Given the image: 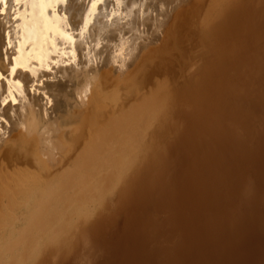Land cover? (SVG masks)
Wrapping results in <instances>:
<instances>
[{"label": "bare ground", "instance_id": "1", "mask_svg": "<svg viewBox=\"0 0 264 264\" xmlns=\"http://www.w3.org/2000/svg\"><path fill=\"white\" fill-rule=\"evenodd\" d=\"M110 1H112V2H110ZM206 1H204V0L199 1L200 3H198V5L200 7L198 6L199 7L198 12L203 10L202 7H204V2H206ZM184 2H185V0H2V2H0V118L1 117L7 118V116L10 117L9 113L13 109L15 111L14 114H16L15 108L17 105H15V108H11L12 105L10 104L11 105L10 106L9 103L19 99L20 98L19 96L16 97L18 94L19 95L23 94V101L26 100L25 105H22V113L16 114L17 120L15 122L13 121L15 115H13V117H11L10 120L6 119V120H8L10 125H12L13 127L16 126L14 131L12 130L13 133H15V135L13 136L14 138H12V140L10 139L12 142L10 141V143L8 144L9 151L6 153L7 157H8L7 162H9L11 165H14V166L19 165L20 163L21 164L24 163L27 165V166H25L26 168L29 166V168H28L30 170L29 172L31 173V171H33V174H35V175L29 174L28 171L26 172V170H23L24 174H25V172H26V174H25V176L24 175L22 176L23 172H21L22 169L18 168L19 166H16V167L13 166L14 168H12V167H9L7 165L4 168L5 171H1L2 167L0 168V264H22V255H24V254H22V253H24L22 251V249L27 248V249H29V253H30V251L33 253V252L38 251L40 249H45V247L48 245L51 246L50 244L53 241L54 242L56 241L54 238L58 237L57 236L58 234L60 236V232L61 233L63 232V234H65L64 235V237H65L66 233H64V232L68 231L67 233L68 234L70 233L69 229L67 230L65 227H69L70 225H72L77 220V218H76L75 221L73 220L74 222H72L71 220H72L73 216L75 214H77V212H79V209H81V207H83L84 210L87 207V206L86 207L82 206V205H84L83 201H85L86 199H82L83 200L82 201L80 199L81 196L79 197L78 193L80 195V193H83L84 191H87V190L92 191L93 190L92 194H94V191L95 190L97 191V189L94 190L91 187L93 185H95V183L98 186L101 185L102 183L115 186L118 184V182H120V179H118V177L120 175H122V174L127 175L129 173V174H131L130 175V182L128 183L126 181L125 184L127 186L125 187V189H122L120 194L118 193L119 195L117 196V199L109 202V204L107 202L108 207H106L107 204L105 205L103 203L106 208L104 207L103 210L99 209V210H102L100 217H98L99 220L95 219L96 222H94V223L91 222L94 225H92V224L90 225V224H88L90 222L88 220L91 219V217H90L89 219H87V221H85V223H83L84 226H85V224L87 225V227L84 230L85 232L83 233V235L77 233L78 234V236H77L78 240L80 238L81 241H80V244L77 243L79 245V246L77 245L78 246L77 250L79 249L80 252H79L78 256L76 257V263L75 264H83L84 262L86 263L87 262L86 260L88 259V257H89L88 260H90V256H91L90 254L91 253H98V251H103L102 245L99 246L97 244V242L94 241L95 239L97 240V238H96L97 235H95V233L97 232V234H99L98 230L96 231L95 227L97 225L99 226L100 224H101L100 226H103L102 223L104 224V222H107V221H105L107 219V215L110 213L111 210H113L115 207H117L119 200L125 196L124 193H128L130 191V188L135 189L136 186L138 185V183L137 184L134 183L135 173L137 171H140L143 169L141 167V165L139 164V159L141 160V162H142V159H141L142 157H145L146 159H148V166L144 170H145V173H147V174L152 173L155 160L157 159L158 156L163 155V152H164V150H162L163 148L161 145L158 147L155 146L156 145L155 142L156 141L160 142L161 139L162 140L163 139L166 140L169 138L173 139V136H174V138H175V136H177L175 134L173 128H172L173 125L175 124V122H174V124L172 122H171L172 124H170L168 122L170 119L166 115L164 117V119H166L165 121L168 124V126L163 125V128L159 129V132L157 131V129H158L157 128L156 131L158 133L157 134L155 133L154 134L155 136L152 135L154 138H152V136H151V138L153 139L151 141V143L148 142L150 140H147V143H150L149 145H145V143H143L144 137L147 138V135H146L147 132L146 131L151 130L152 128L150 129V127H153L155 122H157V120H155V119H158V118L162 119L161 115H164V113L167 112V110L164 109L165 104L169 103L168 101L173 99L174 96L176 97V95L178 98L179 94H177V93L175 94V92H174V96H172V92L174 89L172 90V92L170 91L171 88L169 90V87L167 86V84H170V82L168 83L167 82L168 80L165 78H164V81H161V80L159 82L156 81L155 88L153 87V89H151V86H153V82L155 80L151 83L149 78L145 81V79L139 78L137 76V75H139L138 72L140 74L142 72H144L146 75V73H147L146 70L138 71L137 75L135 74L138 78L132 73V75L130 74L123 79V76L126 73H131V71H132L131 70L132 68L130 66L131 64L128 65L126 63L130 59H132L131 62L133 64V60L135 58L137 59L138 54H139V56H138L139 59H141L142 54L139 53V52H141L140 51L141 47H142L141 45H144V44L146 45L145 42L148 40L149 41L148 45L151 46V44H153L155 42V41L153 42V40H152L155 37L153 34L161 33V36L163 35V37H165L163 30L165 29V27L167 25V21H168L167 16H169V13H168L169 12L168 11L169 5L170 4L171 5L176 4V5L180 6ZM190 2L192 3V0H190ZM196 2H197V0H196ZM216 3H217V5H216L217 7H215ZM209 5H208V7H210L211 9H209V8H207V9H209L210 12H208L209 10L206 11L209 13V17H208L209 19H207L208 13H207V16H206V13L203 15L201 12H200L201 14L195 13V15L197 14L195 17H197V16L199 17V15H202V17L204 18L203 19L204 22L202 23L201 22L202 20H200L201 18H199L200 22L197 20L199 23L195 22L194 26L192 25V28H195V26H197V29L199 28V30L200 29L205 30V29H207V27H211V26L214 27L211 29L215 30V31L213 30L215 32V34H213V31L210 28H208L209 29V30L207 29L208 32H207V30L205 31V32H207L206 36L208 33L211 34V32H212L211 35H214V36L216 35L219 38L218 40H221V38H222L221 36L225 35V36H223V38L224 37L225 38L230 37L229 39H231V36H232L233 38L231 39V41H233L237 37V35L238 36L241 35L240 30H239L240 34L236 33L237 34L236 37L233 36L234 34L229 36L231 33L228 36H226L227 32H226V34H223L225 32L224 27H229V26L228 25L226 26L225 24H227L229 21L230 22L233 21L232 23H234V25H235V23H237V21L240 23L241 20H243V15L245 18L246 17L245 15L250 14V16H251L254 14L253 15L254 19H255V17L258 19V20H254V19L249 20V22L250 21L254 22L251 26H253L256 23L255 21L259 22L262 25L264 24V0H211V3ZM173 12H175V11H173ZM179 12H180V10H179ZM243 12H244V14H243ZM186 13H189V14L186 16L185 19L187 21H189L188 17H191V16H190V10L188 8H186V10H185V14ZM245 13H249V14H245ZM30 15L35 17L34 25L32 27H28L29 26L28 25V16H30ZM33 17H31V18H33ZM125 19L127 21H125ZM236 19H238V20H236ZM122 20H124L125 22L123 21L124 22L123 23ZM179 20H180L179 17H178V19L175 18L173 20V24H171L172 26L169 27V29L166 33V39H167L166 42L163 43L164 45L161 44V48L158 49L157 51L155 49L156 52H154V54L160 53V56H161L162 54L164 55L167 52L166 46L169 47V45H172V42H171V44L169 42L171 35L175 32V30H177L179 32V29H180V28H178V21ZM190 20H192V18ZM193 20H196V19L194 18ZM181 21H180V23H181ZM63 23L67 24V25L70 24L69 28H67L68 30H64V26H63L64 24ZM191 23H193V21ZM200 23L203 26L202 28H200ZM243 23H245V22L243 21ZM243 23H241V25H243ZM216 24L222 25L221 27L224 28L223 33L221 32L222 30L220 31V29H222V28L218 29L217 28L218 26H216ZM223 25H224V27H223ZM237 25H239V24H237ZM190 26H191V24L189 23V27ZM239 26H237V27L240 29L243 27V26H240V27ZM257 26H255V27H257ZM140 27H142L143 30L142 29L140 30ZM204 27H206V28H204ZM215 27L219 30V32L216 30ZM247 27H250V25H248ZM37 28L41 29V31H39L38 33H37V30H35ZM197 29L195 28L193 30H197ZM25 30H26V34H24L25 35L24 36V35H22V31L24 33ZM189 30H191V28L190 29L188 28L187 32H189ZM229 30H231V29H229ZM242 30H244V28ZM257 30H260L259 27ZM263 30H264V25L262 26V31ZM203 31H201V32L204 34ZM216 31L219 33L218 34L219 36L216 34L217 33ZM75 32L78 35H75ZM108 32H109V34H108ZM220 32L222 33V35L220 34ZM193 33H194V31H193ZM243 33H245V36H248L247 38L245 37L246 39L251 38L253 40L251 42V39H250V41L248 40L245 43V44H247L248 42H251L250 43L251 48H249V46H250L249 43L247 44L248 47H247V45L244 46V45L239 43L240 45H242V47H244V48L247 47L246 50L248 51V53L243 52V53H245V55H243V53H240L244 56L243 59L241 58L242 60L240 59V57H243V56L240 55V57H239L237 55L238 52H240V51H236L237 56H234V58L236 57L235 58L236 60L231 56V54H232L231 50L234 51V55H235V50L238 49L239 47H241V46H238V44H235V46L236 45L238 46L236 49L233 45L235 50L233 49V47H232V49L230 48L231 50L228 49L229 51H227V52H231L230 54L224 53L225 51L224 52L222 51V50H224L225 46H223L224 48L221 47L222 45L220 46L221 51H222L221 52L219 50V47L216 48L217 50L215 48L213 49V44H212V46L210 45L211 47L208 46L205 50H203V49L201 50L202 51L201 53L204 55V57L202 55L199 58L205 60V62H203V63L206 65H202L203 64L202 62H201L202 66H200V64H195V65H197L198 68L195 67L196 69H194V71H195L194 73H193V71L188 72V73H193L192 75L190 74V78L198 79L199 77L204 75L202 72H205L204 78H201V79H205L204 81H206V77L209 78L208 75L210 73L214 74V72H211V71L209 73L207 72L208 73L207 74L206 71L207 70L209 71L213 67H214L213 69H215L214 65L217 66L218 62H220V61L224 62L221 59V57L220 58L217 57L216 54L214 56V53H216L218 50H219L218 52H221L220 55H222V53L228 54L229 57L231 56L230 57L231 59L232 58L234 59V60L232 59L234 61V63H231V62H233L231 59L228 58L229 61H228V59H226L229 62V64H234V65H229V64H227L228 62H226V64L224 63L225 65L224 64L222 65L220 63L218 64V66L220 65L219 66L220 68H221V66L227 65V67H225V68L226 69L228 68V70H227L228 72L227 71L225 72L226 73L225 77L223 75L224 81L225 80L227 81V79H225L227 77V75L231 78L233 73H234L233 75H235V76L240 75L239 77H241V76L243 77L245 75L246 77H248V79H249L250 75H252V74L255 75L257 70L258 69L260 70L264 64V45H263L264 41L261 39L262 38V37H260L261 35H259L258 37H255V38L253 37V36H255L254 35L255 31H254V33L252 31L253 34L251 32L249 33L250 35H253L251 37H250V35H246L245 30L242 31V34ZM194 34L195 35L198 34V31H197V33H194ZM190 35H189V37H190ZM195 35H194V37H196ZM262 35H264L263 32H262ZM150 36H151V39H150ZM185 36L186 35H184V38H185ZM199 36H201V34ZM216 36L213 38H215V41L219 42L218 40H216V38H217ZM242 36L243 35H241L240 37H242ZM22 37L23 38L27 37L29 40H26V42L23 41L22 42L23 44L21 42L18 43L19 40H22ZM157 37L159 38V34ZM168 37H170V38H168ZM191 37H190V39H191ZM208 37L210 39L212 38V36H209V34H208ZM200 38L201 37H198V36L196 37V39L199 42L202 41ZM243 38H241V39H243ZM190 39H188V36H187V40L189 42H190ZM193 39H194V41L196 40L195 38H193ZM193 39H191V41ZM202 39L204 40L205 38H203V36H202ZM238 39H239V37H238ZM241 39H239V40L241 43H243L245 41V39H243L244 41L242 40L243 42L241 41ZM33 40L37 42L34 46H32V43L34 44ZM154 40H156V37ZM187 40L184 42L189 43V42H187ZM223 40L224 39H222L221 41H223ZM236 40L237 39H235V42H236ZM212 41H214V40H212ZM204 42H206V41H204ZM237 42H239V41H237ZM16 43H18V44H16ZM202 43L203 42H201L199 44H202ZM196 44H198V42ZM28 45H31L32 47L30 49H28V51L22 52V50L24 48L27 49L26 46H28ZM175 45H172V47L178 46L179 43H178V45H176V46ZM216 45L214 47H216ZM223 45H225V44H223ZM231 45L229 44V46H231ZM253 45H255V48ZM156 46L157 45H155V47ZM148 47L149 46H147V48H145L144 46L142 47L143 48L142 50L145 49V51H146V49H147V52H145V51L142 52V53H146V54H143V56L145 55L144 58H146L147 53H151V51L153 50V49H151L149 51ZM179 47H181V45H179ZM184 47H187V46L184 45ZM197 47H196V52L194 55H196L197 49H199ZM201 47H202V45H201ZM203 47L205 48V46H203ZM178 48H176V49H178ZM190 48H192L191 50L194 51V49H193L194 46L193 47L191 46ZM118 52L119 53H121V52L126 53L125 58L128 57V59L126 60L124 58V56L121 58L119 57V55L118 56L116 55L117 57L114 56ZM175 52L176 51H174V54H177ZM112 54H114V55H112ZM152 54H153V52H152ZM167 54H171V53H167ZM174 54H173V56H174ZM102 55H104L105 57L104 56L102 57ZM194 55H192V56L194 57ZM228 55L227 56L225 55L226 57L225 56H222V57L227 58ZM188 56L191 57L190 55L187 54V57ZM198 56H200V55L197 54L196 60L199 59ZM212 56L215 58L217 57L216 58L217 60L214 58H211ZM98 57H99V59H98ZM100 58H102V60ZM111 58H113V60ZM161 58H163V56H161ZM174 58H175V61H173V62H177L176 60L181 59L182 56H180L178 54L177 57L174 56ZM209 58L212 59L211 60L212 62L209 60ZM218 58L220 61H218ZM225 58H223V59L225 60ZM252 58H260V59H259V61H256V63H254L255 65L250 70V72L245 70V69L242 70L241 68H238V64L240 63L239 61L250 63V62H252V60H251ZM115 59H118V64H119L118 66L113 65V64H115V61H114ZM151 59L153 60V58H151ZM194 59L195 58H193V60ZM237 59H239V61ZM99 60L101 61L100 64L104 65L103 68L101 69V71L91 69L92 68L91 65L95 64L94 61H99ZM213 60H216L217 63ZM230 60H231V62H230ZM102 61H103V63H102ZM160 61L150 63V65L153 64V66L155 67V69L153 70V75H155V76L156 75L163 76V74L167 70L170 69V66H169L170 63H167L168 62L167 60H164V62H163L164 64H161V65L159 64ZM235 61L237 64H235ZM61 63L66 64V66L60 67L59 70L57 69L58 70L57 76L59 73H61V75L62 74L65 75V77H67V78H65L66 82H61V81L57 80L58 81L57 83L53 84L52 83L53 81H52L51 83H49V82L44 83V84L42 83L43 84L42 86H44L43 88L47 90L46 93L49 94L48 100L46 99L48 104H52V106L56 108V110L54 111V114L57 115L59 110L62 109V107H65L66 109L72 108V109H76L74 111L72 110V113H71V114H73L74 119H70L68 117L67 118L66 117H64V118H61V117L48 118V108L45 107L46 105L43 106V104H41V100H40L41 98L38 99L40 96L39 97L36 96L37 99L33 98V97H28L29 93H28V91H26V90H28L27 85H29L30 83H33L35 81L36 82L39 81V79H41L45 75L43 70H50L53 68L54 64L59 66ZM134 63H136V60ZM182 63H183V61H182ZM179 64L180 65L177 69L179 70V73L183 76V72H182L183 68L182 67H185L186 64H185V66H183L184 63L181 64L180 61H179ZM135 65L136 64H133L134 67H135ZM150 65L147 64V66H148L147 68H151L152 66H150ZM195 65H193V67ZM143 66H144V61H143ZM187 66H189V65H187ZM187 66H186V69H187ZM128 67L131 68V69H129V72L126 71L128 69ZM134 67H133V69H134ZM147 68H144V69H147ZM189 69L193 70L191 68H189ZM223 69H218V70H220L219 74H225L223 71L221 73V70H223ZM184 70H185V68H184ZM26 71H28L29 73H27ZM112 71H113V73L119 75V77L121 78V81L124 82L125 90H128V92L126 91L127 92L126 97L123 94V96L125 97V100H124V98L122 100V98L120 99V97H116V96H114V98H111L112 93H114V91H116V89H115L116 87H114V85H113V87L115 90L113 89L114 91L111 94L108 93L110 95L105 94L102 91L101 83H102V80L104 81V79H102V77H101L102 74L100 75V73H103L104 77H105L106 75H109L108 74L109 72L111 73ZM148 71H149V69H148ZM212 71H214V70H212ZM260 71H263V70H260ZM173 72H176V71H173ZM218 72L219 71H217V74H218ZM150 74H151V72H150ZM212 74H210V76ZM217 74L215 73L214 76L217 77L219 75V74L218 75ZM260 74H262V72H260ZM145 75H144V77H146ZM177 75L179 77V74H177ZM45 76L47 78V74ZM48 76H49V74H48ZM55 76H56V74H55ZM139 76H142V75H139ZM155 76H153V77L155 78ZM191 76H193V77H191ZM221 76L222 75H219L218 78H215V79L219 80V78ZM113 77H115V75H113ZM184 77H187V76L185 75ZM188 77H189V75H188ZM232 77H233L234 81H236V82L238 81V78H239L238 76H237L238 78L237 77L234 78V76H232ZM154 78H151V79H154ZM251 78L252 77H250V79ZM184 79L187 80V78H184ZM194 79H192V80H194ZM201 79H199L198 81L202 82L203 80H201ZM210 79L213 82L216 81V80H214V77H213V80H212V77H210L209 80ZM220 79L222 80V78H220ZM235 79H237V80H235ZM174 80L175 79H173L172 82ZM192 80H191V82H189L190 86L193 85V84H190V83L194 82V81L192 82ZM244 80L245 79H243L241 81H244ZM183 81H181V82H183ZM185 81H184V83H185ZM228 81L231 82L232 80L228 79ZM241 81H240V83L238 82L239 84H236V85L246 83V81L249 82L250 80H245L243 83H241ZM195 82H196L197 86L202 84L204 87L208 86L210 83V81L208 84L205 82L206 84L204 85L203 82L200 83V82H197L196 80H195ZM195 82H194V84H195ZM217 82L215 83L216 85L218 84ZM223 82L221 81L222 84L219 82L220 85L223 86ZM21 84H22V87H21ZM110 84H111V82H110ZM215 84L214 83L212 85L210 84V86H208V87H211V86L217 87ZM227 84L228 85L230 84L229 86H232L231 83H229V82L225 83L224 89H225ZM233 84H234V82H233ZM248 84H250V82ZM104 85L105 84H103V86ZM202 85H200V88ZM244 85L246 86V84H243V87L245 88ZM149 86H150V90L148 92L144 91V90H146L145 88H147ZM176 86H178V85H176ZM190 86H189V89L191 88ZM197 86H195V89L197 88ZM186 87H184V88L181 87V88L185 89ZM243 87L241 86V88H243ZM248 87L249 86H247L246 89ZM105 88H107V87H105ZM111 88L112 87H110V89ZM200 88L199 87L197 88L198 91L196 90V93L199 92ZM211 88L214 91H216V89H217V88L214 89L213 87H211ZM226 88H229V87L227 86ZM147 89H149V88H147ZM180 89H179V87L177 88L178 91ZM195 89L193 90V92L195 91ZM205 89H209V88L205 87ZM221 89H223V88H221ZM232 89H234V88H232ZM117 90H118V88H117ZM200 90H202V89H200ZM228 90H231V89H228ZM108 91H106V92H108ZM111 91H112V89H111ZM111 91H109V92H111ZM184 91L185 90H183V94H184ZM203 91L204 90L200 91L201 93H198V94H196L194 92V94H196V97H197V95L201 96V94L204 93ZM214 91H212V92L214 93ZM224 91H223V93H224ZM24 92H27L26 95L24 94ZM207 92L208 91H205V93H206L205 95H208ZM210 92H209L210 96H212V95L214 96V94H215V100L212 99L213 101H216V102H213V103H215V105H218L216 103L220 97H221L220 100H222V98L224 99V97H227V95H228V93H227V95H224V96L222 95L223 96L222 97L219 95V92L217 93V91L214 94L212 92H211L212 93L211 94ZM244 92L245 91H243V93ZM180 93H181V91H180ZM235 93L237 94L236 91H235ZM194 94H192V96L195 97ZM216 94H217V97H216ZM24 95L26 97H24ZM202 95H203V97L206 98V96L204 94H202ZM234 95L235 94H233L232 97H234ZM180 96H182V95H180ZM237 96H239V95L237 94ZM27 97H28V99H27ZM187 97H188V95H187ZM194 97H192V99ZM199 97H197V99H199ZM228 97H229L227 99L228 101H226L227 103L224 100V103H226L225 105H227L229 103V101L232 100L230 95ZM183 98H185V97H183ZM207 98H208V96H207ZM216 98H217V100H216ZM234 98L236 99L235 101L238 102L237 98H239V97H237V98L234 97ZM174 99L176 102V103L174 102L175 103L174 106H176V104H178L177 100H179V99H177V100H176V98H174ZM185 99L184 100L180 99L179 101H181V103L184 104L183 101H185ZM119 100H122V102H120ZM134 100H136V101L134 102ZM199 100H201V98ZM207 100L204 99L202 102H206ZM209 100H211V99H209ZM209 100H208V102H210ZM42 101H44V100L42 99ZM188 101H190V102L192 101V104H193V100H191V98L189 100H187L186 102H188ZM196 101H198V100H196ZM196 101L194 100V103ZM232 101H231V104H234L233 107H235V102L233 103ZM186 102H185V104H187ZM208 102L206 103L207 105H205V103L204 104L200 103V104L204 105V106H208V104H209ZM222 102H220V103H222ZM244 102H245V100H244ZM1 103H3V104L8 103V104H7V106L5 105L6 108L5 107L3 108V106L1 107ZM211 103L209 104V107H210ZM240 103H241V100H240ZM97 104H98V106H97ZM102 104L104 106H102ZM107 104L110 105V107L107 106ZM173 104L171 103V106ZM200 104L198 103V106H197L198 109L200 108L199 107ZM167 105L168 104H166V106ZM196 105H197V103H196ZM196 105H194V107ZM182 106L183 105H181V107ZM106 107L110 108L108 110L110 112L109 113L110 115L106 114L108 117L106 115H104L105 117L103 118L102 113H100V112L98 113V111H100V110L102 111L103 110L102 108H104L106 111ZM211 107H212V105H211ZM216 107L217 106L212 107L211 110L213 108H216ZM240 107L243 108L244 106L241 105ZM169 108L173 109V107L172 108L169 107ZM174 108L177 109V106ZM229 108H232V106H229ZM184 109H185V107L184 108L182 107V110H184ZM190 109H192V108L190 107ZM194 109H197V108H194ZM198 109L196 110L197 112H198ZM206 109H208V111H211V110H209L208 107ZM63 110H64V108H63ZM180 110H181V108L179 107V111ZM200 110L204 111L202 106H201ZM161 111H163V114L159 115L158 113H161ZM203 111H200V112L204 115L206 114L205 117L209 116V119H207V120L214 122L213 117L211 116L212 114H210V112H208L206 110L208 112V114H210V115H207V113H203ZM212 111H214V110H212ZM212 111H211V113H212ZM186 112L188 113V111H186ZM170 113H169V111L167 112V114H170ZM180 113H181V111H180ZM180 113H178V115L176 113V115L174 117H178ZM187 113H186V115H187ZM190 114H191V112H190ZM202 114L199 117H197V119L202 117ZM172 115H174V114H172ZM172 115H171V118H172ZM186 115H183V116H186ZM195 116L196 115L194 114V117ZM179 117H178V119H176V122H178L177 120H180L183 122V120H181V118H179ZM191 117L192 116H190V118ZM194 117H192V119H194ZM223 117H225V116H223ZM100 118H101V120H100ZM214 118H216V117H214ZM203 119H204V117H203ZM194 120H196V119H194ZM196 121H198V120H196ZM153 122H154V124H153ZM186 122H188V121H186ZM190 122L186 123V124H190ZM222 122H224V121H222ZM158 124H155L154 127L156 128V125L158 126ZM209 124L212 125V123H209ZM213 124H215V123H213ZM19 125L22 127V129H19ZM194 125H197V123ZM210 125L206 126V128L207 127L210 128ZM2 126L3 125L1 122L0 128ZM191 126L192 125H190L189 127L192 128ZM214 126L212 125L211 129L214 127V130L216 131V124ZM164 127L165 128L168 127V129L167 128L164 129ZM66 129H68V131L70 133V134L69 133L66 134L67 136L69 135L67 138H65V136H64L65 135L64 132L66 131ZM178 129H177V131H178ZM152 130H151V132H152ZM193 131H195V129ZM215 131H213V130L211 131V132H213V134L211 132L209 133V135L212 134L210 136V138H213L212 136H214ZM220 131H222V130H220ZM225 131H227V130H225ZM151 132L149 131L150 135H151ZM216 132H218V127H217ZM216 132H215V134H217V136H218V134L220 135V132L219 133H216ZM62 133H63V135H62ZM178 134H180V133H178ZM193 134L194 133H192V135ZM195 134H197V133H195ZM226 134H228V133H226ZM150 135H148V137ZM189 135H191V133ZM221 135H224V134L222 133ZM199 136H200V134H199ZM200 138H201V136H200ZM210 138H208V139H210ZM200 140H195V141L197 142ZM190 142H191V140H190ZM197 144H199V143H197ZM199 145H201V144H199ZM146 151H147V154H149V156H142L141 157L140 152H143V155H144ZM3 159H5V158H3ZM12 162H14V163H12ZM144 163L146 164V162H144ZM1 164H0V166H2ZM4 164H6V163L4 162ZM27 173L29 174L28 175L30 177L29 179L26 178ZM145 173L144 174L140 173V174H142V177H144V179H146V176H147V175L144 176ZM101 177H102V179H100ZM125 177H127V176H125ZM83 180H86V182L89 181L86 184V186L88 188L87 190L84 189L85 188V184H84L85 182H83ZM98 182H101V184H98ZM143 183L145 185L149 184V182H145L144 180H143ZM105 184L103 185L104 187L107 186ZM88 185H90V187ZM103 186H101L100 188H103ZM133 186H135V187L133 188ZM141 187H143V186H141ZM89 188H91V190ZM96 188H97V186H96ZM105 188H107V187H105ZM110 188H112V186H110ZM102 192H103V190H102ZM106 192L108 193V190H106ZM101 193L99 196V197H101V198H99L100 203L105 201V200H102L103 194L101 195ZM76 194L79 197L80 202L83 204H78V201L77 202L75 201V198L77 199ZM90 194H91V192H90ZM92 194H91V197H92ZM87 196H88V193H87ZM87 196H86V198H88ZM96 196H98L97 193H95L94 197H92L90 199V200H92V202L89 200L92 204H93L94 200L96 199L95 198ZM107 197H109V196H107ZM83 198H84V196H83ZM89 201H87V202H89ZM95 202L98 203V201H96V200H95ZM100 203H98V205H100ZM87 204H85V205H87ZM94 204L96 205V203H94ZM94 204H93V206H94ZM78 206L79 207L81 206V207L78 208ZM98 207L100 208L102 206L100 205ZM107 208H109V210H107ZM91 210H93V207ZM91 210H90V212H91ZM115 210H117V209L115 208ZM95 212L97 213V211H95ZM113 212H115V211H113ZM80 213H82V217H84L83 218V222H84V219L86 220V216H83V212H80ZM84 213L86 214V210ZM95 215L97 216V214H95ZM108 217H109V215H108ZM79 218L82 219L81 217H79ZM94 218H92L93 221H95ZM80 219H78V220H80ZM97 221H100V222H97ZM71 222H72V224H70ZM78 223H79V221H78ZM73 227L74 226H72V228ZM75 227H77V226H75ZM110 227L113 228L112 225H110ZM82 228H84V227H82ZM70 229H71V227H70ZM97 229H99V228H97ZM104 232H106V231H104ZM104 232L102 231L101 233H104ZM61 236H63V235L61 234ZM86 236L88 238H90V241H91L90 244L88 242L84 241L86 239ZM66 237H69V236H66ZM101 237H102V235H101ZM70 238H71V236L69 237V240H70ZM92 238H94V239H92ZM246 238H247V236H246ZM61 243H62V241H61ZM49 246L47 248H50ZM65 246L63 247V249L65 248ZM74 247H73V249H74ZM47 248H46V250L48 251ZM24 250H26V249H24ZM43 251L44 250H42V252ZM53 251H55V250H53ZM258 251H257V254H259ZM49 252H52V251L50 250ZM49 252L47 254H49ZM76 253H78V252H76ZM98 254H96V255L98 256ZM27 256H29V254ZM34 256H35V254H34ZM29 257H31V256H29ZM31 260H30V262H31ZM49 261H51V260H49ZM73 261L75 262V260H73Z\"/></svg>", "mask_w": 264, "mask_h": 264}, {"label": "rangeland", "instance_id": "2", "mask_svg": "<svg viewBox=\"0 0 264 264\" xmlns=\"http://www.w3.org/2000/svg\"><path fill=\"white\" fill-rule=\"evenodd\" d=\"M199 1L200 0H197V2H196V0H192V3H191L190 0H187V1L185 0V2L182 3L180 6L176 5V4H172V5L170 4L168 7L169 16H167V19H168L167 25H166L165 29L163 30L165 37H163V35L161 36V33L153 34L156 37V40H154L155 37H154V39H152L153 42L154 41L155 42L153 44H151V46L148 45V42H149L148 40L145 42L146 45L145 44L141 45L142 47L144 46L145 48H147V46H149L150 47V48L148 47L149 51L151 49H153L151 51V53H147L148 56L146 55V58H144L145 55L143 56V54H146V53H142V52H144L145 49L142 50L143 48L141 47V50H140L141 52H139V53L142 54V56H141L142 60L139 59V57H138L139 54H138L137 59L135 58L133 60V64H136L135 67L133 66V64L131 62L132 59H130L126 63L128 65L131 64L130 66L132 69L130 67H128V69L126 68L127 70L126 69L125 70L127 72H129V69H131L132 71L130 70L131 73H126L127 75L125 74L123 76V79L130 74L132 75V73L134 75L135 74L137 75L138 71L146 70L147 71L146 75L144 72H142L141 74L138 72V74L142 75V76H139V75H137V76L139 78L145 79V81L149 78L151 83L155 80L153 82V86H151V89H153V87L155 88L156 81L157 82H159L160 80L164 81V78H165L168 80V81L166 80L168 83L170 82V84H167V86L169 87V90L171 88L170 91L172 92V90L174 89L172 92V96H174V92H175V94L177 93V94H179V96L182 95V96H180L181 98L179 96L177 98V95H176V97L174 96V98H176V100L177 99L184 100L185 98L186 99H185V101H183L184 104H182L181 101L177 100L178 101V104H176L177 109H178L177 110L176 108H174V107H176V106H174L176 102H175V99L172 97L173 99L169 100L168 101L169 103H166L168 105L166 106V104H165V107H164V109L167 110V112L169 111V113L170 112L171 113L167 114V112H166V113H164V115H161L162 119L161 118H158L159 120L155 119V120H157V122H155V124L159 123L158 126L156 125V128H155L154 127L155 124L153 122V124H154L153 127H150V129L151 128L153 129V130L151 129L152 132H151V130L146 131L147 132L146 133L147 138L144 137L143 143H145V145H149L151 143V141L153 140L152 138H154L153 136H155L154 134L155 133L157 134L159 132V129L163 128V125L168 126V124L165 121L166 119H164V117L167 115V117H169V119L171 120L170 121L168 119L169 120L168 122L170 124H172V123L174 124V122H175V124L173 125L172 128H173V130L177 136H175V138L173 136V139L172 138H169L166 140L161 139L160 142L159 141L155 142L156 143L155 146L158 147L161 145L163 148L162 150H164V152H163V155L158 156L157 159L155 160L152 173L147 174V173H145V170H144L148 166V159H146L145 157H142V156H149V154H147V151L145 152L146 155L145 154L143 155V152H140L141 154L139 153L140 156L142 157L141 158L142 162L139 159V164L141 165V167L143 169L140 171H137L135 173L134 183H136V184L138 183V185L136 186L135 189L130 188V191L128 193H124L125 196L119 200L117 207H115L117 210H115V208L113 210H111L110 213L108 214L109 217L107 215V219L105 218L106 219L105 221H107V222H104V224L102 223V225L104 227L100 226L101 224L99 225L100 227L98 225L95 227L96 231L98 230L99 234H97V232L95 233V235H97L96 236L97 240L95 239L94 241H96L99 246L102 245L103 251H98L99 254L98 253H91L90 254L91 255L90 260H88L89 259V257H88V259L86 260L87 262L86 263L84 262L83 264H87V263L91 264L92 262H93L92 264H264V64H263V67L260 69L263 71H260L258 69L259 71L258 70H257V72L255 71L256 72L255 75L254 74H252L253 76L250 75L249 79L245 75L243 76L244 77L243 78L242 76L239 77L240 75L235 76V75H233L234 74L233 73L232 76H234V78H236L237 76L239 77V78L237 77L238 81L236 82V81H234L232 76L230 78L227 75V77L225 79H227V81H228V79L232 80L234 82V84L232 81L231 82L228 81L229 83H231L232 86H229L230 84L229 85L227 84L226 87L228 86L229 88L225 87V89H224V84L228 83V82L226 80H225L226 82L224 81L223 75H224V77L226 76L225 72L228 70V68L227 69L225 68V67H227V65L221 66V68L219 67L220 65L218 66L219 63L222 65L224 63L226 64V62H228L229 59H231L230 58L231 56L233 58H234V56H237V55L240 57V55H242L240 53H243V52L248 53V51L246 50V48L248 47L247 44L249 43V45H250V43L252 42L253 39H251V38L246 39L248 36H245V33L242 34V31L245 30L246 35H250L249 34L250 32L252 33V31H253V33H254V31H255V33H254L255 36L250 35V37L253 36L255 38V37H258L259 35H261L260 37H262L261 39L264 41V35H262V32L264 34V30L262 31V26L264 24L262 25L259 22L255 21L256 23L253 26H251L254 22L253 21L249 22V20L254 19V17H253L254 14L250 16L249 13H245V14H249V15H245L246 16L245 18L243 15V20H241L240 23L237 21V23H235V25H234V23H232L233 21L232 22L229 21L228 22L229 24L228 23L225 24L226 26L228 25L229 27H224V25H223V27L225 28V30H224L225 32L223 31L224 28L221 27L222 25L216 24V26H218L217 27L218 29L222 28V29H220V31L222 30L221 32L222 33L224 32L223 34H226V32H227L226 36H228L230 33L231 34L229 36L234 34L233 35L234 37H236V35H237L236 33H238V34L241 33V35H243L242 37H240L241 35H239V36L237 35V37L235 38V39H237L236 42H235V39L233 41H231V39L233 38L232 36H231V39H229L230 37L229 38L228 37L223 38V36H225V35H223V36H221L222 38L221 37L220 38H221V40L222 39H224V40L221 41V40H218L219 38L215 35L217 37L216 40L219 41V42H217V41H215V38H213L215 36L211 35L212 32H211V34L208 33L209 36H212L211 39L208 37V34L206 36V33L209 30L208 28L211 29L214 27H212V26L207 27L208 30L207 29H205V30L200 29L201 31L204 30L203 32L205 35L199 30V28L197 29V26H195V28L197 30H193L195 28H192V25L194 26L195 22H198V21L200 22V20H202L201 22L203 23L204 18L202 17V15L206 13V16H207V13L210 12L209 9H211L210 7H208V5L211 3V0H207V1L204 0L207 2V3L204 2L205 8L202 7L203 10L198 12V8L200 7L198 5V3H200ZM110 2H112V1H110ZM216 5H217V3L215 4V7H217ZM186 8H188L190 10V16L191 17H188L189 21H187L185 19L186 16L189 14V13L185 14ZM207 8H209V9H207ZM172 10L175 12H173ZM179 10H180V12H179ZM207 10H209V11L206 12ZM200 12L202 13V15H199V17L198 16L195 17L198 13L201 14ZM195 13H197V14L195 15ZM243 14H244V12H243ZM31 17H33V16H31V15L28 16V25H29L28 27H32L34 25L35 17H33V18H31ZM178 17L180 19L178 21V28H180L179 32L177 30H175V32L171 35V38L170 37H168V38H170V40H169L170 44H171V42H172V45H175V44L178 45V43H179V45H181V47H179V45L178 46L175 45L176 47H172V45H169V47L166 46L167 49L166 48L165 49L167 52L164 55L161 53L162 54L161 56H163V58H161L160 53L154 54V52H156L158 49L161 48V44L164 45L163 43H165L167 40L166 39V33H167L169 27L172 26L171 24H173V20L175 18L178 19ZM208 17H209V13H208L207 19H209ZM191 18H192V20H190ZM194 18L196 20H193ZM199 18H201V19L199 20ZM236 20H238V19H236ZM254 20H258V19L255 17ZM123 21L124 20H122V22ZM125 21H127V20L125 19ZM180 21H181V23H180ZM192 21H193V23H191ZM243 21L245 23H243ZM189 23L191 24L190 27H189ZM241 23H243V25H241ZM237 24H239L240 26H243V27L240 29L237 27V26H239ZM248 25H250V27H247ZM63 26H64V30H68L67 28H69L70 24H68V25L64 24ZM255 26H257V27H255ZM202 27L203 26L200 23V28H202ZM258 27L260 30H257ZM188 28L189 29L191 28L192 31L189 30V32H187ZM204 28H206V27H204ZM217 28H216V30L219 32V30ZM243 28H244V30H242ZM141 29L143 30L142 27H140V30ZM229 29H231V30H229ZM35 30H37V33L39 31H41L40 28H37ZM206 30H207V32H205ZM211 30L213 31L214 29H211ZM239 30H240V33H239ZM193 31H194V33H197V31H198V34L195 35L193 33ZM214 31H213V34H215ZM218 32L216 33L217 35L219 34ZM221 32H220V34L222 35ZM24 34H26V30L24 31V33L22 31V35H24ZM108 34H109V32H108ZM158 34H159L160 39L157 37ZM188 34L189 35L191 34L190 35V37L192 36L191 39H193V38L196 39V37L198 36V37H201L200 39L202 41L199 42L197 39L195 41H194V39L191 41ZM200 34H201V36H199ZM75 35H78V34L75 32ZM184 35H186L185 38H184ZM194 35L196 37H194ZM187 36H188V39H190V42L187 40ZM202 36H203V38H205L204 40L202 39ZM238 37H239V39L244 37L243 39H245V41L243 39H241V41L242 40L244 41V42L242 41L243 43H241L240 40L238 39ZM150 39H151V36H150ZM250 39H251V42H248L247 44H245L246 41H248V40L250 41ZM26 40H29V39L27 37H25V38L22 37V40H19L18 43H20V42L22 43L23 41L26 42ZM186 40L189 43L184 42ZM212 40H214V41H212ZM204 41H206V42H204ZM237 41H239V42H237ZM195 42L196 43L198 42V44H196ZM201 42H203L205 45L203 43L199 44ZM18 43H16V44H18ZM36 43L37 42L34 41V44L32 43V46H34ZM239 43L244 45V46L247 45V47L244 48ZM212 44H213V49L214 48L216 49L219 47V50L221 51V47L225 46V48L223 47L224 50H222L223 52L225 51L224 53L230 54L232 52L230 57L228 54H224V53H222V55H220L222 51L218 52L219 50L217 51L218 53L217 52L214 53V56L216 54V56L219 58L221 57V59L224 62H221L218 58V61H220V62L217 63L216 62L217 57L216 58L213 56L211 57V58L216 59L213 61H215L217 63L218 67L216 65H214V66H215V69L217 71H219L218 74L220 73V70H218V69L224 68L223 70H221V73L223 71L225 74H219V75H222L220 77V78H222V80L220 78H219V80L215 79V78H218L219 75L217 74V71L215 69H213L214 67L211 68L214 71H212L211 69L209 71L208 70L206 71V73L207 72L209 73L211 71V72H214V74L216 73L218 75V76L216 75L217 77H215L214 74H212V73H210V74H212L211 76H210V74L208 75L209 78L212 77V80L214 77V80H216L214 82L211 81V79L209 80L208 77H206V81H204L205 79H201V78H204L205 72H202L204 75L199 77L198 79L190 78V74L192 75L195 72L194 71V69H196L195 67H197V65H195V64H200V66L206 65L203 63V62H205V60L200 59L199 57H201L203 55L201 53L202 52L201 50L202 49L205 50L208 46L211 47ZM223 44H225V45H223ZM229 44L230 45L232 44V45L229 46ZM235 44H238V46H241V47L236 49L238 46L237 45L235 46ZM155 45H157V46L155 47ZM184 45L187 47H184ZM201 45H202V47H201ZM215 45H216V47H214ZM233 45H234L236 50L234 49ZM32 46L31 45L26 46L27 49L24 48L22 50V52L28 51V49H30ZM189 46L190 47L194 46V48H193L194 51L191 50L192 48H190ZM203 46H205V48ZM253 46L255 48V45H253ZM196 47L199 49H197V53H196V55H194L196 52ZM232 47L235 50V55H234V51L231 50ZM176 48H178V49H176ZM249 48H251V45L249 46ZM155 49H156V51H155ZM228 49H230L231 52H227V51H229ZM174 51H176L175 53H177V54H174ZM236 51H240V52H238V54L236 55V53H237ZM145 52H147V49ZM152 52H153V54H152ZM167 53H171V54H167ZM125 54L126 53H122V52L119 53L118 52L115 55L114 54H112V55H114V56L119 55L120 58L124 56V58H125V56H126ZM173 54L175 57H177V55L179 54L180 56H182V58L177 59L176 60L177 62H173V61H175ZM187 54L190 55L191 57H189V56L187 57ZM197 54L200 56H198L199 59L196 60ZM192 55H194V57ZM225 55L226 56L228 55V57L225 58L226 57ZM243 55H245V53H243ZM103 56L104 55H102V57ZM222 56H225V57H222ZM203 57H204V55H203ZM151 58H153V60ZM193 58H195V59L193 60ZM211 58H209L210 61L212 60ZM223 58H225V60ZM241 58L243 59L244 56L240 57V59ZM98 59H99V57H98ZM100 59L102 60V58H100ZM111 59L113 60V58H111ZM118 59L114 60L115 61V64H113L114 66L119 65ZM125 59L127 60L128 57ZM226 59H228V61ZM259 59L260 58H252L251 59L252 62H250V63L239 61V59H237L240 62L238 64V68H241L242 70L245 69V70L250 72V70L255 65L254 63H256V61H259ZM135 60H136V63H134ZM155 60L156 61L161 60L159 63L160 65L164 64L163 63L164 60H167L168 61L167 63H170V65H169L170 69L165 72L166 74L165 73L163 74L164 77L158 76V75H156V76L153 75V70L155 69V67L153 66V64L150 65V63L156 62ZM231 60H230V62H231ZM143 61H144V66H143ZM179 61L181 64L184 63L183 66H185V64H186V66L189 65V66H187V69H186V66L182 67L183 68V70H182L183 76L179 73V70L177 69L180 65ZM182 61H183V63H182ZM94 63H95L94 65L91 63L92 64L91 69L101 71V69L104 66V65L100 64L101 61L100 60L94 61ZM102 63H103V61H102ZM146 63L152 67L147 68L148 66ZM231 63H234V61ZM227 64H229V62ZM235 64H237L236 61H235ZM193 65H195V66L193 67ZM229 65H234V64H229ZM57 66L58 65L54 64L52 69L43 70L45 75L47 74V78L44 75L41 79H39V81H37V82L35 81L33 83H30L29 85H27L28 90H26V91H28V93H29L28 97H33V98L37 99L36 96H38V97L40 96L38 99L41 98L40 99L41 104H43V106L46 105L45 107L48 108V118H54V117L55 118H57V117H61V118L66 117L67 118L68 117L70 119H74L73 114H71V113H72V110L74 111L76 109H72V108L66 109L65 107H62V109L59 110L58 114L55 115L54 111L56 110V108L53 107L52 104H48V102H47L49 94L46 93L47 90L44 89L43 88L44 86H42V85L44 83H47V82L51 83L52 81H53L52 83L54 84V83L58 82L57 80H59L61 82H66L65 78H67V77H65V75H63V74L61 75V73H59L60 75L58 74V76H57V71L59 70V68L65 67L66 64L61 63L58 67ZM133 67H134V69H133ZM144 68H147V69H144ZM184 68H185V70H184ZM189 68H191L193 70H190ZM148 69H149V71H148ZM173 71H176V72H173ZM192 71H193V73H188V72H192ZM26 72L29 73L28 71H26ZM150 72H151V74H150ZM260 72H262V74H260ZM112 73H113V71L111 73L109 72L108 73L109 75H106L105 77H104L103 73H100V75L102 74L101 75L102 79H104V81L102 80V83L100 82L101 87H102V91L105 94H108V93L111 94L116 89V91H114V93H112L111 98H114V96H116V97H120V99L122 98V100L124 98V100H125L126 93L128 92V90H125L124 82L121 81V78L119 77V75H117L115 73L112 74ZM48 74H49V76H48ZM55 74H56V76H55ZM177 74H179V77ZM113 75H115V77H113ZM144 75L146 77H144ZM185 75L187 77H184ZM188 75H189V77H188ZM153 76H155V78ZM191 77H193V76H191ZM250 77H252V78L250 79ZM151 78H154V79H151ZM184 78H187L188 81ZM173 79H175V80L172 82ZM192 79H194V80H192ZM199 79L203 80L202 82L204 85L206 83L208 84L210 81L208 86H210V84L212 85L213 83L215 84L218 81L217 82L218 84L217 85L215 84L217 87H215V86H211V87H213L214 89L217 88L218 90L216 89V91H217V93L219 92L220 96L227 95V93H228L227 97H224V99L222 98V100H220L221 97L218 95L220 97L216 103L218 105H215V103H213V102H216V101H213V100H215V94L214 93L216 91H214L211 87H208V86H205V87L209 88V89H205V87L202 84H200V85H202L201 88H200V85L197 86L195 80L197 82L202 83L201 81H198ZM240 79L241 80H243V79L250 80L249 81L250 84H248L249 83L248 81H246V83H243L245 80L241 81ZM183 80L187 81V82L185 81L186 84L184 83ZM191 80H192V82L193 81L195 82V84H194V82L190 83V84H193L194 86L189 85V82H191ZM220 80L222 82L224 81L223 86L220 85V83H221ZM235 80H237V79H235ZM239 80L241 81V83L246 84V86L244 85L245 88L243 87V84H240L243 88H241L240 85H236V84L240 83ZM181 81H183V82H181ZM110 82H111V84H110ZM103 84H105V85L103 86ZM113 85H114V87H116L115 89H114ZM176 85H178V86H176ZM189 86L191 87L190 88L191 90L189 89ZM195 86H197V88L199 87L200 89L204 90L203 91L204 93H202L204 95L206 94L205 91H208L207 92L208 95H205L206 98L203 97V95L201 94V96L199 95L200 97L197 95V97H199V99L201 98V100L197 99L196 94L201 93L200 91H202V90L199 89V92L196 93L197 88L195 89ZM247 86H249V87L246 89ZM21 87H22V84H21ZM105 87H107V88L109 87V88L107 89ZM110 87H112L111 88L112 91H111ZM176 87L177 88L179 87V89L181 87H183V88L186 87V88L185 89L181 88L178 91ZM117 88H118V90H117ZM147 88H149V89H147ZM147 88H145L146 90H144V89L143 90L148 92L150 90V86ZM193 88L195 89L194 92L196 94H194ZM219 88L220 89L223 88V89L220 90ZM232 88H234V89H232ZM104 89L106 91L109 90L111 92H109V91L106 92ZM228 89H231V90H228ZM183 90H185L184 94H183ZM222 90L223 91L225 90L226 92L224 91V93H223ZM180 91L182 94L180 93ZM210 91L211 92L214 91V93L212 92L214 94V96L212 95L213 97L210 96V94H209ZM235 91L237 92V94L239 96H237ZM243 91H245L244 92L245 94L243 93ZM26 93L27 92H24L25 95H26ZM232 93L236 95V96L234 95V97H236V98L239 97V98H237L238 102L235 101L236 99L234 97H232V95H233ZM110 94H108V95H110ZM123 94L125 95V97L123 96ZM192 94H194L196 98L194 96H192ZM25 95H24V97H26ZM187 95H188V97H187ZM229 95L231 96L232 100L234 99L233 101L232 100L231 101L233 103L235 102V107H233L234 104H231V101H229V103L227 105H225L227 103L226 101H228L227 99L229 98L228 97ZM18 96L20 98L17 99L16 101H13L14 103L13 102L9 103V105L10 104L12 105V106L10 105L11 108H15V105H17L18 107L16 106V108H15L16 114H21L22 113V105H25L26 100L23 101V94L22 95L18 94L16 97H18ZM207 96L211 100H209L207 98ZM28 97H27V99H28ZM183 97H185V98H183ZM192 97H194V98L192 99ZM216 97H217V94H216ZM190 98H191V100H193V104H192V101L191 102L188 101L189 103L186 102ZM42 99L44 101H42ZM204 99H206V100L208 99L210 102H208V100L206 102H202ZM239 99L241 100V103H240ZM122 100H119V101L122 102ZM194 100L195 101L198 100V101H196L194 103ZM216 100H217V98H216ZM224 100L226 103H224ZM244 100H245V102H244ZM135 101L136 100H134V102ZM185 102L187 104H185ZM207 102L209 104L212 102L211 103L212 107L217 106L216 108L212 109L214 111L211 110L212 107L210 105V107H211L210 108L209 104H208V106L201 105L202 103L203 104L205 103V105H207L206 104ZM220 102H222V103H220ZM171 103L172 104L174 103V104L171 106ZM196 103H197V105H196ZM198 103L199 104L201 103L199 106L200 107L199 109L197 107ZM7 104L8 103H6V104L1 103V107L3 106V108L4 107L6 108ZM181 105H183L182 106L183 108L185 107V109H184L185 111L182 110ZM194 105H196V106L194 107ZM241 105H243L244 107L243 108L240 107ZM97 106H98V104H97ZM102 106H104V105L102 104ZM107 106L110 107V105H108V104H107ZM201 106L203 107L205 112L203 110H200ZM229 106H232V108H229ZM109 107H106L107 112L105 111L104 108H102L103 110L101 111L99 109L100 111H98V113L99 112L102 113L103 118H104L105 117L104 115L110 113L108 111L110 109ZM169 107H171V108L173 107V109H170ZM179 107L181 108V110H180L181 113L179 111ZM190 107L192 109H190ZM207 107L209 108V110L212 111V113H211V111H208V109H206ZM63 108H64V110H63ZM194 108H197L198 112L196 111L197 109H194ZM206 110L208 112H210V114H212L211 116L213 117L214 122L208 121L207 119H209V116H206L207 117L206 118L205 117L206 114L204 115L200 112V111H203V113H207V115H210V114H208V112ZM163 111H161V113H158V114L159 115L163 114ZM186 111H188V113ZM189 111L191 112V114ZM199 112L202 114V117H200L201 119L200 118L197 119V117H199L201 115ZM14 113H15V111L13 109L9 113L10 117L7 116V118H6L4 116L5 118H3V117L0 118V120H1L0 123L2 122V125H3L1 127L2 129L0 128V134H1L0 135V156H1L0 161L2 160L0 162V164L3 162L1 164L2 166H0V168L2 167L1 171H5L4 168L7 165L9 167H12V168L19 166L18 168L22 169L21 172H23V170H26V172L28 171L29 174H33V171H31V173L29 172L30 171L28 169L29 166L26 168L25 166H27V165L24 163H22V164L20 163L19 165L14 166V165H11L9 162H7L8 157H7L6 153L9 151L8 144L10 143L12 138H14L13 136L15 135V133H13V131L16 128V126L13 127L12 125H10L8 120H6V119L10 120V118L13 117V115H15L14 120H13L15 122L17 120V118H16V114H14ZM176 113H177V115H178V113H180L179 114L180 117L179 116L178 117L181 118V120H183V122L180 120H177L178 122H176V119H178V117H174L176 115ZM186 113L188 116L186 115ZM172 114H174V115H172ZM194 114L196 115L195 117H194ZM171 115H172V118H171ZM183 115H186L187 117L183 116ZM190 116L194 117V119H196L198 121L192 119V117L190 118ZM223 116H225V117H223ZM203 117H204V119L205 118L206 119L204 120ZM214 117H216V118H214ZM101 118H100V120H101ZM221 120L224 122H222ZM186 121H188V122H186ZM189 122H190V124H186ZM196 123H197V125H194ZM209 123H212L213 126L216 124V131H217V127H218V132H216L214 130L215 126L211 129L212 125H210ZM213 123H215V124H213ZM190 125H192L191 126L192 128L189 127ZM208 125H210V128L207 127L208 128L207 129L206 126H208ZM166 128L168 129V127H166ZM166 128L164 127V129H166ZM223 128L227 131H225ZM19 129H22V127L20 125H19ZM156 129L158 132L156 131ZM177 129H178V131H177ZM194 129H195V131H193ZM212 130L215 131L216 133L220 132V135L218 134V136H217V134H215V132H214V136H212L213 138H210V136L213 134V132H211ZM220 130H222V131H220ZM149 131L151 132V135H150ZM210 132L212 134L209 135ZM225 132L228 134H226ZM68 133H69V131H68V129H66V131L64 132L65 138H67L69 136V135L68 136L66 135ZM178 133H180V134H178ZM190 133H191V135H189ZM192 133H194V134L192 135ZM195 133H197V134H195ZM222 133L224 135H221ZM199 134H200L201 138H200ZM62 135H63V133H62ZM148 135H150V136L148 137ZM226 135L227 136L229 135V136L227 137ZM151 136H152V138H151ZM208 138H210V139H208ZM147 140H150V141H148L150 143H147ZM190 140H191V142H190ZM195 140H200L201 142L200 141L196 142ZM197 143H199L201 145H199ZM3 158H5V159H3ZM143 161L146 162L147 165ZM4 162L6 164H4ZM12 163H14V162H12ZM26 172H25V174H26ZM28 173H27V176L29 175ZM140 173H143V174L145 173L144 176L147 175L146 179H144V177H142V174H140ZM25 174L23 172L22 176L23 175L25 176ZM33 175H35V174H33ZM123 175L124 174L120 175L119 176L120 178L118 177V179H120V182H118V184L115 186L107 185L105 183L101 184V182H98V184H101L98 186L95 183V185H93L91 187L94 190L97 189V191L95 190L96 192L94 191V194H92L93 190L92 191L87 190L88 188H87L86 184L89 181L86 182V180H83V182H85L84 183L85 184L84 189H86L87 191L80 193V195L78 193V196L79 197L81 196L80 197L81 200L86 199L87 201H89L92 197H94L95 193H97L98 196H96L95 197L96 199L95 198L94 199L96 201H98V203H100L99 198H101V197H99V196L103 190V192L101 193V195L103 194L102 200H105L106 202L105 201L101 202L102 204L100 203V205L102 207L99 208L98 206H100V205H98V203L95 202L94 199H93L94 200L93 204L96 203V205L94 204V206L91 203L92 200H90L91 202L90 201L87 202L86 200L85 201L82 200L84 202V205H82V206H84V207L87 206L86 207L87 209L85 208L86 214L84 213L85 212L84 208L80 206L81 209H79V212H77V214H75L73 216L71 221L74 222L76 218H77V220L73 224L71 222L70 224H72V225H70L69 227H65L67 230L69 229V231H70L69 234L67 233L68 231L64 232V233H66V236H69V237L71 236L70 240H69V237H66V236L64 237L65 234H63V232L62 233L60 232V236L58 234L57 235L58 237L54 238L56 241L55 242L53 241L50 244L52 247L48 245L50 248H47L48 246H46V247L44 246L45 249H40V250H38L39 252L35 251L36 253L35 252L32 253L30 251L31 254L29 253V249L24 248L26 250L22 249V251L24 252L22 254L25 255V256L22 255V264H31V263L32 264H42V263L43 264H58V263L59 264H67V263L68 264H75L76 263V257L78 256V254L80 252L79 249H78L79 251L77 250V248L79 246L78 244H80V241H81L80 238L78 240L77 236H78V234L83 235V233L85 232L84 230L87 227V225L85 224V226H84L83 223H85V221H87V219H89L91 217V219L88 220V221H90L88 224L94 225L93 223L96 222V220H99L98 217H100L101 212L105 207L104 204L106 205L107 202L109 204V202L117 199V196L120 194L122 189H125V187L127 186L125 184L126 181L128 183L130 182V175L131 174L128 173L127 175L126 174L124 176ZM27 176H26V178L29 179L30 177L29 176L27 177ZM125 176H127V177H125ZM100 179H102V177ZM143 180L145 182H149V184L145 185L143 183ZM104 184L107 185L105 187H107L108 189L103 186ZM88 186L90 187V185H88ZM96 186H97V188H96ZM101 186H103V188H100ZM110 186H112V188H110ZM141 186H143V187H141ZM134 187L135 186H133V188ZM91 188H89V189L91 190ZM105 189L108 190V193L106 192ZM90 192L92 194V197H91ZM87 193H88V196H87ZM82 195L84 196V198ZM78 196L76 194L77 199L75 198V201L76 202L78 201V204H83L80 202ZM86 196L88 198H86ZM107 196H109V197H107ZM85 204H87V205H85ZM108 204L106 205V207H108ZM80 207L78 206V208H80ZM92 207H93V210H91ZM99 209H102V210H99ZM90 210H91V212H90ZM107 210H109V208H107ZM95 211H97V213ZM113 211H115V212H113ZM80 212H83V216H86V220L84 219V222H83L84 217H82V213H80ZM91 213L92 214L94 213V214L92 215ZM95 214H97V216ZM79 217H81L82 219H80ZM92 218H94V220L95 219L96 220L93 221ZM78 219H80V220H78ZM78 221H79V223H78ZM91 222H93V223H91ZM97 222H100V221H97ZM110 225H112L113 228H111ZM72 226H74L73 227L74 229L72 228ZM75 226H77V227H75ZM70 227H71V229H70ZM82 227H84V228H82ZM97 228H99L100 230ZM101 230L103 232L104 231H106V232L101 233L102 232ZM61 234L63 236H61ZM101 235H102V237H101ZM246 236H247V238H246ZM92 239H94V238H92ZM61 241H62V243H61ZM84 241L88 242L89 244L91 242L90 238H88L87 236H86V239ZM64 246H65V248L63 249ZM73 247H74V249H73ZM46 248L48 249V251L46 250ZM49 249L52 252H49L50 251ZM42 250H44V251L42 252ZM53 250H55V251H53ZM257 251L260 255L257 254ZM48 252H49V254H47ZM76 252H78V253H76ZM28 254L31 257L27 256ZM34 254H35V256H34ZM96 254H98V256ZM30 260H31V262H30ZM49 260H51V261H49ZM73 260H75V262Z\"/></svg>", "mask_w": 264, "mask_h": 264}, {"label": "snow or ice", "instance_id": "3", "mask_svg": "<svg viewBox=\"0 0 264 264\" xmlns=\"http://www.w3.org/2000/svg\"><path fill=\"white\" fill-rule=\"evenodd\" d=\"M0 2H2V0H0Z\"/></svg>", "mask_w": 264, "mask_h": 264}]
</instances>
